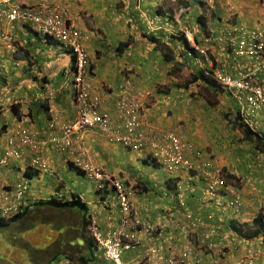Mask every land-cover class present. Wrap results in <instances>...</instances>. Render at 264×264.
<instances>
[{
    "label": "crops",
    "instance_id": "0c3cea01",
    "mask_svg": "<svg viewBox=\"0 0 264 264\" xmlns=\"http://www.w3.org/2000/svg\"><path fill=\"white\" fill-rule=\"evenodd\" d=\"M13 1L26 6L46 3L70 9L86 36L82 45L89 56L88 81L101 95V112L111 117L114 127L123 125L117 105L120 98L127 95L121 96L124 87L135 93L150 92L152 96L146 99L144 108V128L179 133L175 128L181 126L186 131V140L193 142L197 149H212L210 152L219 154L226 161V176L232 174L242 183L247 179L243 189L237 191L243 199L242 208H226L227 189L235 188L229 180L235 179L225 176L221 191L211 197L207 183L197 174L175 169L165 162L152 163L149 151L125 148L98 129L80 134L76 141L85 162L137 187L135 209L143 227L133 231L132 238L138 240V246L124 253L126 264H139L145 259L150 264L159 255H169L170 250L176 254L180 252L181 257L185 252L181 248L184 244L192 248L189 258L192 264H249L250 261L264 264V237L247 240L230 227L231 221L252 225L263 211L264 190L258 185L264 180L262 174L255 178L259 175L254 170L256 154L231 142L215 144L211 135L210 146L199 141L200 132L206 133L209 129L211 134L218 135L217 124L207 120L206 129L201 131L191 126L188 131L186 125L189 123L184 125L183 119L180 120L179 113L183 109L180 104L175 105L179 94L175 89L172 94L165 93L172 83L170 77L176 81L169 74L176 61L189 67L183 43L179 40V31L185 28L196 31L200 45L213 43L217 61L222 65L229 63L226 69L231 74L241 75L245 70H251L252 67L247 66L252 64L251 61L246 64L245 60L233 59L231 54L227 60L228 56L220 51L221 46L215 43L216 34L225 24L223 0H198L204 2V6L190 0L193 3L190 9L181 7L179 0ZM227 1L237 10L236 20L252 28H264V0ZM176 12L179 19H174ZM202 14L214 17L219 26L218 31L209 26L212 34L207 33L204 40L201 35L205 32L198 22ZM229 17L228 13L227 20ZM2 28L13 34L15 42L13 45L0 44V154L18 125L26 124L42 146L43 157L49 166L48 173L40 172L31 180L36 198L48 201L56 193L63 194L66 199L82 196L102 230L109 231L118 224L119 217L111 216L106 203L97 194L95 182L71 169L69 154L62 152L53 141L61 133L51 127L54 121L66 123L76 114L77 106L71 92V54L63 46L45 40L20 24L4 23ZM148 36L167 44L176 61L165 62L163 54L155 50ZM129 40L131 45L123 54L117 53V47ZM13 106L19 117L15 116ZM18 150L20 157L3 170V179L10 185L25 181L34 155L27 147H18ZM193 162L195 165L201 163L197 159ZM145 187L147 192L143 191ZM35 201L34 198L28 203ZM23 250L24 254L28 253ZM92 253L95 259L90 264H110L104 261L95 244Z\"/></svg>",
    "mask_w": 264,
    "mask_h": 264
},
{
    "label": "built area",
    "instance_id": "2783aa9c",
    "mask_svg": "<svg viewBox=\"0 0 264 264\" xmlns=\"http://www.w3.org/2000/svg\"><path fill=\"white\" fill-rule=\"evenodd\" d=\"M7 21L9 23H22L34 27L43 36L51 37L73 49L76 53V72L74 88L79 93L81 102L75 120L67 126H63L64 137L57 141L63 151L69 153L72 158L79 153V148L74 144V138L87 128H99L108 138L123 144L134 150H148L152 158L158 162H165L167 166L175 169H182L187 173L196 171L207 183V190L210 196H215L217 191L224 184L222 168L218 160L214 158L203 159V153L196 150L192 143L185 142L181 135L174 131H163L157 129L147 130L142 126L143 97L141 94L127 95L118 104V113L123 126L114 128L112 120L108 115L99 112L101 102L98 96H92L89 85L85 81L87 56L83 50L81 41L83 33L72 19L68 8L59 5L42 3L34 7H24L13 4L12 0H0V26ZM187 38L191 47L196 50L200 57L206 59L211 67L214 61L209 59V48L198 45L193 33L187 32ZM236 42L234 34L228 32L230 49L237 57H249L252 65L259 62L257 68L245 70L239 76L228 74L224 66L213 69L211 75L215 80L232 89L236 93V99L240 105V113L244 122L253 129L262 128L264 131V85L258 75L264 77V30L255 28L240 33ZM11 40L10 35L6 36L0 31V41ZM227 39L219 37V41ZM190 55H192L190 53ZM28 147L35 152L32 165L42 171L48 170V164L42 157V147L35 141V135L27 127H18L15 136L8 139L6 151L0 156V219L10 218L23 210L26 202L34 199L36 194L32 191L28 182H21L10 186L3 180V168L13 159L19 158L18 147ZM190 154H193L191 157ZM82 155V154H81ZM81 155L75 159L80 163ZM201 160L195 165L193 159ZM89 176L98 183V188L103 189L105 183L114 187L117 192L118 205L121 212V224L114 230L104 235L98 222L92 220L90 234L96 241L99 249L103 252L106 260L112 264H124L122 255L125 249H130L131 229L138 224L133 215L132 192L119 180L110 175L103 174L94 167L86 166ZM232 193L235 192L232 190ZM241 198L235 196L227 206L240 207ZM183 254L179 259L175 252L168 257H159V264H192L189 261L190 253ZM61 264H74L64 261ZM249 264H255L250 261Z\"/></svg>",
    "mask_w": 264,
    "mask_h": 264
},
{
    "label": "rangeland",
    "instance_id": "374dc122",
    "mask_svg": "<svg viewBox=\"0 0 264 264\" xmlns=\"http://www.w3.org/2000/svg\"><path fill=\"white\" fill-rule=\"evenodd\" d=\"M183 1L184 0H179L180 6L182 5ZM262 7L264 8V1H262ZM236 12L237 10H232V13H231L230 11L228 12L227 8L224 9L225 14H223V19L225 20V24L221 26V30L216 34L215 43H218L221 46L220 51H223L226 54V56H228L227 60L229 58V55L231 54L234 56L233 59H238V61L245 60L247 64L248 61H251V60L254 61V59L249 58V57H244V58L236 57L237 55L228 46L229 44L228 32H232L234 34V38L236 42L239 40V37L241 35L238 32V29L240 28L238 24H240V22L235 19L237 15ZM228 13L230 17L227 20ZM177 16H178V12L174 14V19H179L178 18L179 16L178 17ZM211 17H212L211 15L207 17V21L210 22L209 26H211V28L213 29L216 28V31H218L219 26L216 22V19L214 17H212L213 19H211ZM209 32H211L210 27L207 29L204 35H201L203 40H204V37L206 39L207 33L211 34ZM179 34H180V31H179ZM221 36H225L227 37V39H225L224 41H219L218 39ZM201 44L207 47H211L212 45H214L213 43H208V44L201 43ZM183 61H186L185 58H183ZM228 65L229 63H225V64L223 63V66L225 68ZM258 65H259V62H256L254 65L250 63L247 64V66H251L253 68H257ZM174 68L176 67L174 66ZM190 70H193L195 72L199 71L198 67L194 65V63H191V66H189L188 68L185 66L183 70L182 69L181 70L172 69L171 73L169 74H172L178 86H181L183 84H186L187 82H190L191 80ZM193 91L198 92V94L202 93L205 95L206 98H209L211 100L214 99V97H217L216 100L213 101L216 106L215 108L213 107L209 108L207 107V104L204 101L200 100L198 104H194L195 105L194 111L188 112L187 109L185 108L186 100H183V103L185 105L181 106L183 111L181 110L179 114H181L180 120L183 119L184 125L186 124V122L189 123L186 125L187 130L189 131V128L192 126L193 128L195 129L198 128L199 130L202 131L203 128L206 129L207 120L216 119L215 121V123L217 124L216 128L220 131V133L218 135L211 134L210 129L206 133L200 132L201 138L199 139V141H201L202 143L207 142L206 144L210 146L209 144H211V142H210L209 135H211L213 142L215 144H223V143L229 144V142H231V144L242 145V148H246L248 152L255 153L256 154L255 160H256L257 166H254L256 167V169L254 170H255V173H256V170L259 172V175L256 174L255 178L256 179L259 178L260 175L262 174L263 177H261V179L263 181L264 180V173H263L264 153L259 152L251 143L243 140V136L241 132L233 128V126L229 123L230 120L234 119L235 117L234 115L237 111L236 102L233 96L229 92H226L224 94H222L221 92H219L218 94L213 93V92L208 93L206 89H204L201 86L194 87ZM189 93L190 92L186 93V95H188ZM151 96H152V93L150 94L149 97ZM226 115H229V121L227 120ZM175 129L180 131L182 135L186 138L185 136L186 131L183 127L177 126ZM235 137L236 139H234ZM237 139H239L241 142L240 141L238 142ZM247 145L249 147H246ZM211 150L212 149H210V151ZM210 151H208L207 149L205 150V152L215 155V157L218 160V164L223 168L225 167V171H227L228 167H227L226 161L219 154L213 153ZM261 179L257 181L260 182ZM236 181L229 180V183L231 186H234L236 189L240 190L244 187V185H246L245 183L247 182V179H245L243 183L241 181H237V182ZM258 186H260L259 188H262V190H264V181L261 182V185L259 183ZM262 212L264 214V205H263ZM50 214H51L50 223L42 224L41 226H38L37 228L32 229V230L28 229V225L32 222L30 219L22 220L18 223H14L10 225L9 227L5 229L0 230V264H40L44 262L43 258L37 257L38 254L35 255V259L32 260L33 256L30 253V247L26 249V247H24L23 245L24 243H27V245L33 246V248H36V249H45L46 247H48L55 241L60 240L61 243H63L62 248L64 250L71 249L70 246L68 245L69 244L68 242L73 239L74 235H76L75 230L80 227V224H81L80 213L72 211V210H68V211H63V212L51 211ZM61 220L64 222L63 223L59 222V223L61 225L66 226L65 232L62 235L59 234V230H53V228L56 229L55 224L57 225L58 224L57 222ZM71 228L72 229L74 228L73 231L71 230ZM36 244L41 245V247L40 248L36 247ZM16 249L18 251L13 252ZM23 249L28 251V253L25 252L26 256L22 252L24 251ZM58 250L59 249H54L53 251H58ZM61 256L63 255L61 254L60 257ZM26 259H28V262H26L27 261Z\"/></svg>",
    "mask_w": 264,
    "mask_h": 264
},
{
    "label": "trees",
    "instance_id": "16d2710c",
    "mask_svg": "<svg viewBox=\"0 0 264 264\" xmlns=\"http://www.w3.org/2000/svg\"><path fill=\"white\" fill-rule=\"evenodd\" d=\"M193 1L199 3L201 6H204V3H202V1H198V0H193ZM191 3L192 2L190 0H184L182 5H184L183 7L190 9ZM198 20H199L198 21L199 25L203 27V30L206 32L207 29L209 28V23H210L207 21V16H205V14H202L200 15ZM239 27H240L238 29L239 33H242L243 30L244 31L252 30V27L244 25L242 23L239 24ZM148 39L150 40L152 44L155 45L156 51L157 50L161 51V53L164 56L165 62H171L175 59L176 56L174 55V53L172 52V50L169 48L167 44L162 43L160 40L154 37L148 36ZM179 40L182 41L186 52L191 53L194 58L198 56V53L196 52V50L191 47V45L184 38L183 35L179 37ZM130 45H131L130 40L128 42L121 43L117 47V53H119L120 55L123 54L124 50H126ZM190 77H191L190 82H187L186 84H183L181 86H178L177 82L174 81L172 77H170L172 79V83H171V86L168 87L165 93L172 94V91L175 89L176 93L180 94L178 95L175 105L177 106L178 104H180L181 106H183L185 105L183 103V100H186L185 108L187 109L188 112L194 111L195 109L194 104H198L200 100L204 101L207 104V107L215 108L216 105L213 101H215L217 97H214V99L212 100L209 98H206L204 94L202 93L198 94V92L193 91L194 87L201 86L204 89H206L208 93L213 92L216 94H218L219 92L224 94L226 93V90L223 89L221 86L217 85L209 77H207L203 71H200L198 73L191 72ZM188 92L190 93L186 95V93ZM13 111L15 113V116L19 117V114L16 111V106L13 107ZM226 118L229 121V115H226ZM212 121L213 123H215L216 119H212ZM229 123L233 126V128L241 132L243 136V140L251 143L259 152L264 153V135H261L253 131L252 129H250L241 120L239 116V112L236 113L234 119L230 120ZM234 139H236V137ZM151 162L155 163L153 160H151ZM69 165H70V168L76 171L78 174L85 176V173L83 172L81 168L75 166L73 163H69ZM39 173H40L39 170L34 171L31 168H28L25 173V177L28 179H33L37 177ZM226 177L229 179L233 178L235 180H239V178H236L232 174L227 175ZM29 183L31 184V182ZM136 188L137 187L135 186L134 191H136ZM146 190L147 188L145 187L143 191L147 192ZM109 191H111V188L107 187L106 190L103 192L106 193ZM22 207H23V210L17 213L16 215L12 216L11 218L7 220L2 219V218L0 219V230L5 229L14 223H18L26 219H30L32 221L28 225V229L29 230L35 229L38 226H41L42 224L50 223L51 211L63 212V211L72 210V211L80 213V217H81L80 227L75 230L76 235H74L73 239L68 242L69 243L68 245L70 246L71 249L64 250L62 248L63 243H61L60 240L55 241L54 243H52L45 249H36V248H33V246H30V245H27V243H24L23 245L24 247H26V249L30 247V253L33 256L32 260L35 259V255L37 254H38L37 255L38 258L40 257L44 259V262L40 264H49L51 263L53 259L57 258L61 254L63 256H67L69 259L71 258L73 260H77L80 264H89L92 260L95 259L94 254L92 253L93 242L89 240L86 234L88 224H90V221L92 220L91 217L89 216V212H90L89 206L86 203L82 202L79 196L73 195L70 199L52 198L51 200H48V201L39 200V201H35L34 203H26ZM59 222L63 223L64 221L62 220L58 221L57 222L58 224L57 225L55 224L56 229L53 228V230H59V234L62 235L65 232L66 226L61 225ZM230 227L235 233L239 234L241 237L247 240H252L258 237H264V214L263 212H260L258 216L253 220L252 225L238 224L236 221H231ZM73 229L71 228L72 231ZM54 249H59V250L53 251Z\"/></svg>",
    "mask_w": 264,
    "mask_h": 264
},
{
    "label": "clouds",
    "instance_id": "9594fccd",
    "mask_svg": "<svg viewBox=\"0 0 264 264\" xmlns=\"http://www.w3.org/2000/svg\"><path fill=\"white\" fill-rule=\"evenodd\" d=\"M12 2H13V4H18V3H15L13 0H12ZM223 2H224V8H227V10H228V12L230 11L231 13H232V10H235V6L234 5H231V3L230 2H228L227 0H223ZM204 3V2H203ZM19 5H21V4H19ZM37 5H39V4H37ZM205 5V4H204ZM22 6H24V7H34V6H36V5H34V6H26V5H22ZM59 6H61V5H59ZM64 7H66V6H64ZM67 8V7H66ZM69 9V8H68ZM69 11H70V9H69ZM71 13V12H70ZM71 17H72V19L76 22V24H77V26H78V22H77V19L72 15V13H71ZM4 23H6V24H8L9 22H7V21H4L2 24H1V26H0V31L2 32V34H4V35H6V36H8V35H10V37L12 38L11 40L9 39V40H2V41H0V44H2V43H4V44H11V45H13L14 44V36H13V34L11 33V32H8V31H5V30H3V28H2V26H4ZM9 24H20V25H22V26H24V27H26V28H28V29H30V30H32V31H34V32H36L37 34H39V35H41L45 40H48V41H50V42H52V43H57V44H59L60 46H63L70 54H71V56H72V59H73V73H72V80H71V92H72V96H73V100H74V102H75V104H76V106H77V108H76V114H75V117L71 120V121H69V122H66V123H62V122H60V121H54V123L51 125V127L52 128H54L55 130H60V135L59 136H56L55 138H53V141L54 142H56L57 143V141H61L62 139H63V137H64V129H63V126L65 125V126H67V125H70L74 120H75V118L77 117V114H78V111H79V109H80V106H81V102H80V98H79V93L75 90V88H74V79H75V72H76V65H75V63H76V53L73 51V49H71L70 47H68V46H66L65 44H63V43H61V42H59L58 40H56V39H53V38H51V37H47V36H43L42 34H40L34 27H32L31 25H28V24H22V23H9ZM79 27V26H78ZM255 28H258V27H255ZM255 28H252V29H255ZM80 29V28H79ZM260 29H262V30H264V28L263 27H261ZM81 30V32L83 33V39H82V41H81V44L83 43V40L86 38V36H85V34H84V32H83V30L82 29H80ZM187 32H191V33H193V36H194V40H195V42L198 44V45H200L199 44V42H198V39H197V33H196V31H194V30H191V29H188V28H185V29H183V31H180V36H184V38L188 41V43L191 45V42H190V40L187 38ZM182 34V35H181ZM212 34V33H211ZM153 37V36H152ZM155 38V37H154ZM201 47H204V48H209L210 49V51H209V59L210 60H213L214 61V65H213V67H211L210 66V64L206 61V59L205 58H203V57H200L199 55L196 57V58H194L192 55H190V53H188V52H186V50H185V54L187 55V62L189 63V66H191V63H194V65H196L197 67H198V70L199 71H196V73H198V72H200V71H203L204 72V74L207 76V77H209L211 80H213L217 85H219V86H221L223 89H225L226 90V92H229L232 96H233V98H234V100H235V102H236V106H237V111H236V113L237 112H239V116H240V118H241V120L244 122V120L242 119V116H241V113H240V105H239V102L237 101V99H236V93H235V91L234 90H232V89H229V88H227V87H224L223 85H221V84H219L216 80H215V78L211 75V72L213 71V69H216V68H218V67H222L223 65L221 64V63H219L218 61H217V59H216V56L214 55V53H213V48H212V46L211 47H207V46H203V45H200ZM82 47H83V45H82ZM185 49V48H184ZM83 50L85 51V54H86V56H87V66H86V75H85V81H86V83L89 85V87H90V91H91V93H92V96H98L99 97V99H100V102H101V106H102V103H103V99H102V97H101V95L97 92V90H95V88H94V86L88 81V76H89V72H88V59H89V56H88V53L86 52V50L83 48ZM175 60V59H174ZM176 61V60H175ZM252 63V62H251ZM174 66L176 67V68H174L175 70H183L184 68H185V65H183L182 63H180V62H177L176 61V63L174 64ZM188 68V67H187ZM225 68V67H224ZM226 69V68H225ZM226 71H227V73L228 74H231L227 69H226ZM190 72H195V71H193V70H190ZM231 75H233V74H231ZM233 76H239V75H233ZM258 77H259V80L263 83V81H264V77L261 75V74H259L258 75ZM263 81H262V80ZM128 81V80H127ZM263 85H264V83H263ZM123 93H127V95H134V94H141L142 96H144L143 97V100H144V102H143V106H142V118H144V116H143V114H144V108H146V105H147V101L148 100H146L147 98H149V96H150V92H148V93H135V92H133L132 90H129V89H127V88H125L124 87V89H123V92H122V94H121V96L123 95ZM127 95H124V96H122L121 98H120V100H119V102L121 101V99L123 98V97H125V96H127ZM119 102H118V104H119ZM101 106H100V110H99V112L101 113V114H103V115H107V114H104V113H102L101 112ZM14 107V106H13ZM117 111H118V105H117ZM236 113H235V115H236ZM119 114V113H118ZM234 115V116H235ZM120 117V116H119ZM109 118L111 119V117L109 116ZM121 119V118H120ZM112 120V119H111ZM143 120V119H142ZM20 121H22V119L20 120ZM112 123H113V125H114V122H113V120H112ZM121 123H122V120H121ZM250 129H252L253 131H255V132H257V133H259V134H261V135H264V131H262L263 129L262 128H258V129H253L251 126H249L246 122H244ZM21 126H25V127H27L28 129H30L26 124H19L18 125V127H21ZM121 126H123V125H121ZM120 126V127H121ZM18 127L15 129V131H14V135L13 136H15V132L17 131V129H18ZM115 129H118L119 127H114ZM94 129H98L104 136H106L99 128H87L86 130H84L83 132H85V131H87V130H94ZM158 130V129H157ZM163 131H173V130H163ZM32 132V131H31ZM83 132H81L80 134H82ZM175 132V131H174ZM177 133V132H176ZM34 134V133H33ZM79 134V135H80ZM177 134H179V135H181L182 136V138H183V140L185 141V142H189V143H192L194 146H195V144L193 143V142H190V141H188V140H186V138L182 135V133L181 132H179V133H177ZM35 135V134H34ZM78 135V136H79ZM78 136H76L75 138H74V144H75V146L76 147H78L77 146V141H76V138L78 137ZM10 137H12V136H10ZM9 137V138H10ZM107 137V136H106ZM9 138H7V142H8V139ZM108 138V137H107ZM110 140H113V139H111V138H109ZM35 141L37 142V140H36V138H35ZM114 141V140H113ZM116 142V141H115ZM38 143V142H37ZM118 143V142H117ZM39 144V143H38ZM58 144V143H57ZM120 145H122L123 147H125L123 144H121V143H119ZM20 147H22V146H20ZM42 147V146H41ZM59 147V149L62 151V152H64V153H68L67 151H63L62 149H61V147L60 146H58ZM6 148H7V144H6V147H5V149H3V151H2V153L0 154V156L1 155H3V153L6 151ZM28 148V147H27ZM79 148V147H78ZM125 148H127V147H125ZM195 148H196V150H198V151H200L201 153H203V159H209V158H214V159H217L216 157H215V155H212L211 153H207V152H205L204 150H200V149H197V147L195 146ZM18 149V148H17ZM30 149V148H29ZM43 149V148H42ZM80 149V148H79ZM128 149H131V148H128ZM131 150H134V149H131ZM19 151V150H18ZM32 151V150H31ZM136 151H144V150H136ZM148 151V150H147ZM33 152V151H32ZM19 153H20V151H19ZM34 153V155H33V158H35V156H36V154H35V152H33ZM69 154V153H68ZM79 154L81 155V153L79 152V153H77L76 154V156H75V158L74 157H72V158H70L69 157V159H68V163H73L75 166H77V167H79V168H81L82 170H83V172L85 173V175L88 177V178H90V179H92L94 182H95V184H96V191H97V194L101 197V199H102V201H104L105 203H106V205H107V207L109 208V210H110V212H111V216H113V215H117L119 218H118V224L114 227V228H112V229H110V230H114L115 228H117L120 224H121V218H122V216H121V212H120V208H119V205H118V199H117V192H116V189L114 188V187H111L108 183H105V186H104V188L103 189H99L98 188V183H97V181L95 180V179H93V178H91L90 176H89V171L86 169V166L88 165L89 167H93V166H91L90 164H88L87 162H85V159L83 158V156L81 155V161H80V163H77V162H75V159L76 158H78V156H79ZM149 157H150V159L151 160H153L154 162L155 161H157V160H154L153 158H152V155H151V153L149 152ZM189 155L192 157L193 156V154H190L189 153ZM42 157H43V151H42ZM44 158V157H43ZM86 158V157H85ZM16 159H18V158H16ZM193 159V158H192ZM194 159H196V158H194ZM13 160H15V159H13ZM13 160H11L10 162H9V164L8 165H6L5 167H7V166H9L10 165V163L13 161ZM33 160V159H32ZM45 160V159H44ZM201 161V160H200ZM158 162V161H157ZM5 167L3 168V170L5 169ZM221 167V166H220ZM29 168H31L32 170H39V172H45V173H48V171H49V166H48V170L47 171H42V170H40L39 168H36V167H34L33 165H32V161H31V165H30V167ZM94 168H96V167H94ZM222 168V172H223V179L225 178V176H226V174H225V167L223 168V167H221ZM96 169H98L100 172H102L103 174H106V175H110L111 177H113V178H115V179H117V180H119V181H121L131 192H132V204H133V215L132 216H134V218L136 219V220H138V224H136L135 225V227L134 228H132L131 229V232H130V242H131V244H132V247L130 248V249H125L124 250V252H123V255H122V259H123V263L124 264H126V262H127V260L125 259V255H124V253L125 252H127V251H132V249H134L135 247H137L138 246V240L136 239V238H132V234H133V231L134 230H140L142 227H143V224L141 223V221H140V219H139V217H138V214H137V211H136V209H135V205H136V202H135V198H134V196H135V188L134 187H132V186H129L125 181H123L122 179H120V178H118V177H116V176H114V175H111V174H109V173H106V172H103L101 169H99V168H96ZM191 174H197V172L196 171H192V172H190ZM200 176V175H199ZM201 177V176H200ZM202 178V177H201ZM4 180V179H3ZM31 180L32 179H28V178H25V182H31ZM204 180V179H203ZM5 182V181H4ZM18 183H21V181L20 182H18ZM30 184V183H29ZM10 185V184H9ZM10 186H13V185H10ZM30 186H31V189L32 190H34L33 188H32V184H30ZM107 187H110L111 188V191H109V192H103V191H105L106 190V188ZM243 189V188H242ZM232 190L235 192V194H233L232 193ZM221 191V188H219L218 189V191H217V193H219ZM237 191H238V189H236V188H228L227 189V194L229 195V198H228V200L224 203L226 206V208H236V207H231V206H227V204L229 203V201H231L235 196H239V194L237 193ZM103 196V197H102ZM80 197V200L82 201V202H84V203H86L87 204V202H86V200H85V198L84 197H82V196H79ZM212 197V196H211ZM240 198H241V206L240 207H237L236 209H240V208H242V205H243V199H242V197L241 196H239ZM52 198H56V199H66V198H64L63 197V194H60V193H56V194H53L50 198H49V200H51ZM70 199V198H69ZM33 200V199H32ZM35 200L36 201H39L40 199H38V198H36L35 197ZM31 201V200H30ZM29 201V202H30ZM26 203H28V202H26ZM88 205V204H87ZM89 216L91 217V219L92 220H96L97 222H98V225H99V229H100V231L104 234V235H106L109 231H103L102 230V228H101V226H100V223H99V221L97 220V218H95V217H92V214L89 212ZM257 217V216H256ZM255 217V218H256ZM11 218V217H10ZM2 219H4V218H2ZM7 219H9V218H7ZM7 219H5V220H7ZM92 220L90 221V224H91V222H92ZM90 224H88V227H87V236H88V238H89V240L90 241H92L93 242V247L92 248H94V244H95V247H96V249L97 250H100L99 249V247H98V245H97V243H96V241L92 238V236H91V234H90ZM140 245V244H139ZM185 245V244H184ZM184 245L183 246H181V248L182 249H185V251L187 250V253H190V255H191V253H192V248H190L189 246L190 245H185V247H184ZM101 251V250H100ZM102 252V251H101ZM171 252H174V251H172V250H170L169 251V254L171 253ZM178 252V251H177ZM184 253H186V252H184ZM183 253V254H184ZM176 254V253H175ZM179 254H180V252H178L177 254H176V256H177V258H181L180 256H179ZM102 255H103V259H104V261H106V262H108V263H110V264H112L110 261H108V260H106V258H105V256H104V254H103V252H102ZM190 255H189V258H190ZM169 255H167V256H158V258L154 261V262H150V264H159L160 263V260H159V257H162V258H166V257H168ZM64 261H69V262H71V263H74V264H80L77 260H73V259H69L67 256H61L60 257V255L57 257V258H55V259H53L52 261H51V263H49V264H61L62 262H64ZM190 261V260H189ZM144 262H147V264H149L148 263V261L145 259V260H143V262H141L142 264H145ZM191 262V261H190ZM141 263H139V264H141ZM90 264V263H89Z\"/></svg>",
    "mask_w": 264,
    "mask_h": 264
}]
</instances>
